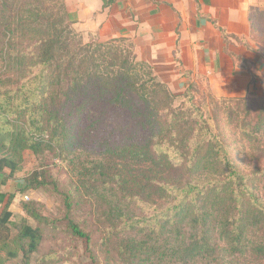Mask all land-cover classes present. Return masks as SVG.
I'll return each mask as SVG.
<instances>
[{"label": "trees", "instance_id": "obj_1", "mask_svg": "<svg viewBox=\"0 0 264 264\" xmlns=\"http://www.w3.org/2000/svg\"><path fill=\"white\" fill-rule=\"evenodd\" d=\"M49 1L0 0V173L11 176L24 150L50 151L61 162L80 149L95 154L81 184L62 191L64 234L84 239L92 259L88 218L74 215L79 185L98 195L100 245L117 264H264V158L240 168L216 130L224 112L247 141H261L264 96L211 97L209 112L188 82L176 104L179 96L131 47L83 41L64 0ZM48 182L33 171L23 189ZM13 198L0 191V258L21 253L29 264L42 225L54 222L35 202L22 209L36 226L13 222ZM37 264L77 262L58 247Z\"/></svg>", "mask_w": 264, "mask_h": 264}, {"label": "crops", "instance_id": "obj_2", "mask_svg": "<svg viewBox=\"0 0 264 264\" xmlns=\"http://www.w3.org/2000/svg\"><path fill=\"white\" fill-rule=\"evenodd\" d=\"M64 5L74 30L92 40L130 42L137 59L168 85L182 89L194 82L218 98L264 90V78L254 72L264 67V58L253 51L251 37L264 0H64Z\"/></svg>", "mask_w": 264, "mask_h": 264}, {"label": "rangeland", "instance_id": "obj_3", "mask_svg": "<svg viewBox=\"0 0 264 264\" xmlns=\"http://www.w3.org/2000/svg\"><path fill=\"white\" fill-rule=\"evenodd\" d=\"M42 1H45L46 6L51 2L49 0H38V2ZM58 1L52 0L55 5H58ZM40 6L43 8V5ZM82 39L85 42L92 40L84 35H82ZM254 42L255 45L257 44L258 47L264 49V10L259 12V21ZM121 43L124 46L132 48L130 42L121 41ZM157 78L163 81L160 77ZM168 86L175 95L179 96L177 98L178 100H176V104H179L182 101L181 94L183 88L179 89L177 86ZM197 89V92L194 93L195 101L201 103L207 111H212L211 97L215 99H220V97L214 96L203 87L197 86ZM254 92L258 97L264 96V90H254ZM234 97L237 96H226L223 98L232 99ZM224 115V112L220 113L216 130L218 133L220 131L223 141L229 145L233 160L244 170H250L257 165L260 166L262 160L259 158H264V138L255 143L247 141L240 135V129L233 126L234 124L226 122ZM74 154H76L75 157H73ZM22 155L23 159L20 162L19 168L11 176H9V170L7 168H4L0 173V191L6 194H14V198L9 207L13 213L11 220L13 222L25 221L32 226H36L37 222L32 217L26 215L22 209L23 203L35 202L38 210L54 222V225H42V236L36 252L31 255L29 264H37L38 258L41 255L50 250H58V247H68L71 254L75 256L77 264H117L107 255L108 253L100 245L101 226L94 219V210L97 206L95 199H98V195L93 190L85 189L79 185L81 188H79V193L75 195H78L80 202L78 211L74 215L80 213V216H87L88 218L89 228L93 231L91 241L95 245V258H91V253L87 249V244L84 239L72 238L64 234L67 221L64 218L62 191L72 190L75 185L81 184L80 178L85 173L84 167L93 161L96 155L80 149L76 153H71L68 157L70 160L68 161L67 159L66 162H61L50 151L34 154L31 150H24ZM33 171H38L41 175H44L45 179L49 182L35 189H23L24 178L29 176ZM52 183L57 186L58 190L54 189ZM25 195H27V198L24 197ZM3 204L0 203V212ZM11 229L12 235H15L17 231L15 227L11 226ZM0 264H21V253H18L16 257L6 259L2 256L0 258Z\"/></svg>", "mask_w": 264, "mask_h": 264}, {"label": "clouds", "instance_id": "obj_4", "mask_svg": "<svg viewBox=\"0 0 264 264\" xmlns=\"http://www.w3.org/2000/svg\"><path fill=\"white\" fill-rule=\"evenodd\" d=\"M253 51H257V50H253ZM239 63L237 64V70H238ZM254 72L257 77L264 78V67H257L256 69H254Z\"/></svg>", "mask_w": 264, "mask_h": 264}, {"label": "built area", "instance_id": "obj_5", "mask_svg": "<svg viewBox=\"0 0 264 264\" xmlns=\"http://www.w3.org/2000/svg\"><path fill=\"white\" fill-rule=\"evenodd\" d=\"M24 197L27 198V195H25Z\"/></svg>", "mask_w": 264, "mask_h": 264}]
</instances>
